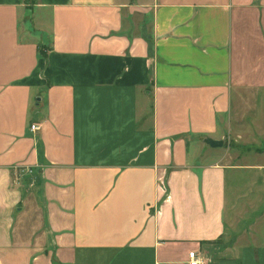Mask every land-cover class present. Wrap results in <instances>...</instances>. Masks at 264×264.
<instances>
[{
  "label": "crops",
  "instance_id": "1",
  "mask_svg": "<svg viewBox=\"0 0 264 264\" xmlns=\"http://www.w3.org/2000/svg\"><path fill=\"white\" fill-rule=\"evenodd\" d=\"M242 91L264 0H0V264H264Z\"/></svg>",
  "mask_w": 264,
  "mask_h": 264
},
{
  "label": "rangeland",
  "instance_id": "2",
  "mask_svg": "<svg viewBox=\"0 0 264 264\" xmlns=\"http://www.w3.org/2000/svg\"><path fill=\"white\" fill-rule=\"evenodd\" d=\"M234 110L233 128L220 139L221 147L228 151L229 162L247 163V160L257 158L256 153L264 151V92H240ZM260 158L263 156L258 162L264 163ZM255 203V209L260 207Z\"/></svg>",
  "mask_w": 264,
  "mask_h": 264
},
{
  "label": "built area",
  "instance_id": "3",
  "mask_svg": "<svg viewBox=\"0 0 264 264\" xmlns=\"http://www.w3.org/2000/svg\"><path fill=\"white\" fill-rule=\"evenodd\" d=\"M38 126L36 124H31L30 129L36 130ZM27 173H32L30 168H25ZM187 264H209L208 259L205 254L199 250H190L187 253Z\"/></svg>",
  "mask_w": 264,
  "mask_h": 264
},
{
  "label": "water",
  "instance_id": "4",
  "mask_svg": "<svg viewBox=\"0 0 264 264\" xmlns=\"http://www.w3.org/2000/svg\"><path fill=\"white\" fill-rule=\"evenodd\" d=\"M206 144H208L211 147H218L222 145V141L221 140H215L212 138H206L205 139Z\"/></svg>",
  "mask_w": 264,
  "mask_h": 264
}]
</instances>
